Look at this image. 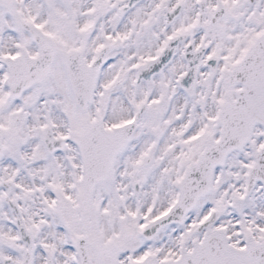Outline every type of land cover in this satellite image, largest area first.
Wrapping results in <instances>:
<instances>
[{
  "label": "snow or ice",
  "instance_id": "snow-or-ice-1",
  "mask_svg": "<svg viewBox=\"0 0 264 264\" xmlns=\"http://www.w3.org/2000/svg\"><path fill=\"white\" fill-rule=\"evenodd\" d=\"M0 264H264V0H0Z\"/></svg>",
  "mask_w": 264,
  "mask_h": 264
}]
</instances>
